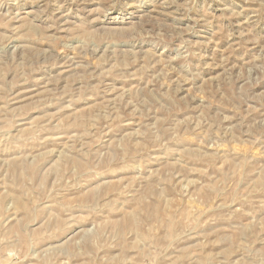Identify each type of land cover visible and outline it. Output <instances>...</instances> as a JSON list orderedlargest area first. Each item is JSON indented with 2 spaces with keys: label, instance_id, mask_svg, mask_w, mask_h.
I'll return each instance as SVG.
<instances>
[{
  "label": "rangeland",
  "instance_id": "rangeland-1",
  "mask_svg": "<svg viewBox=\"0 0 264 264\" xmlns=\"http://www.w3.org/2000/svg\"><path fill=\"white\" fill-rule=\"evenodd\" d=\"M0 264H264V0H0Z\"/></svg>",
  "mask_w": 264,
  "mask_h": 264
}]
</instances>
